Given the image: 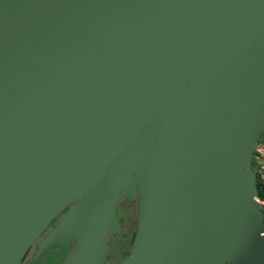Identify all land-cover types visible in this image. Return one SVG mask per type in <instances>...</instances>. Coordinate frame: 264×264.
Listing matches in <instances>:
<instances>
[{"label": "water", "instance_id": "water-1", "mask_svg": "<svg viewBox=\"0 0 264 264\" xmlns=\"http://www.w3.org/2000/svg\"><path fill=\"white\" fill-rule=\"evenodd\" d=\"M264 0H0V264H264ZM55 224L49 228L52 221Z\"/></svg>", "mask_w": 264, "mask_h": 264}, {"label": "flooded vegetation", "instance_id": "flooded-vegetation-1", "mask_svg": "<svg viewBox=\"0 0 264 264\" xmlns=\"http://www.w3.org/2000/svg\"><path fill=\"white\" fill-rule=\"evenodd\" d=\"M116 214L117 219L119 221V231L113 236H107V242L109 246V253L106 256L105 264H119L116 255L114 254L115 242L114 238H118L122 247H121V256L125 258L131 248V240H128V234L130 231L135 232L136 224V201L132 199H126L125 197H121L116 206ZM57 218H55L49 228H51ZM47 230H45L41 236L43 237L46 234ZM73 242H70L72 244ZM69 244V243H68ZM66 244L55 243L44 249L43 251H38V243L37 241L31 244L29 249L27 250L26 255L32 249V258L35 257L39 261L48 262L50 258H52L61 248ZM74 245V243L72 244Z\"/></svg>", "mask_w": 264, "mask_h": 264}, {"label": "rangeland", "instance_id": "rangeland-1", "mask_svg": "<svg viewBox=\"0 0 264 264\" xmlns=\"http://www.w3.org/2000/svg\"><path fill=\"white\" fill-rule=\"evenodd\" d=\"M262 210L264 211V204H262ZM41 237L42 236L40 235L34 242L37 241L38 243ZM72 244H69L70 247L68 246V244H66L63 249L59 250L52 258L48 260V264H58V262L64 259L66 255L71 251L70 249L74 247V245ZM21 264H45V263L37 260L35 257L32 258V249H31L26 255V257H24V260L22 261Z\"/></svg>", "mask_w": 264, "mask_h": 264}, {"label": "built area", "instance_id": "built-area-1", "mask_svg": "<svg viewBox=\"0 0 264 264\" xmlns=\"http://www.w3.org/2000/svg\"><path fill=\"white\" fill-rule=\"evenodd\" d=\"M252 162L254 164L253 170L256 178H259L264 184V142L259 143L255 148Z\"/></svg>", "mask_w": 264, "mask_h": 264}, {"label": "trees", "instance_id": "trees-1", "mask_svg": "<svg viewBox=\"0 0 264 264\" xmlns=\"http://www.w3.org/2000/svg\"><path fill=\"white\" fill-rule=\"evenodd\" d=\"M264 137V136H263ZM264 142V141H263ZM252 167H254V164H253V162H252ZM256 183H257V187H258V194H259V197H260V199L261 200H264V184L262 183V181L259 179V178H257V180H256ZM260 203L261 204H264V201H260ZM70 244V243H69ZM69 244H68V246H69ZM65 246V245H64ZM70 247V246H69ZM64 248V247H63ZM63 248H61V249H63ZM60 249V250H61ZM71 250V249H70ZM23 260H24V258H23ZM63 260V259H62ZM62 260H60L59 262H58V264L60 263V262H62ZM43 262V261H42ZM45 264H48V262H44Z\"/></svg>", "mask_w": 264, "mask_h": 264}]
</instances>
